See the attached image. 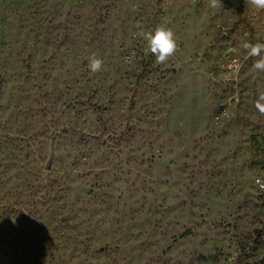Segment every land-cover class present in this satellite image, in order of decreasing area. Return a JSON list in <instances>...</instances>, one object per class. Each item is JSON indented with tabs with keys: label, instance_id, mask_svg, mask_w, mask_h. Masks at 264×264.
<instances>
[{
	"label": "rangeland",
	"instance_id": "rangeland-1",
	"mask_svg": "<svg viewBox=\"0 0 264 264\" xmlns=\"http://www.w3.org/2000/svg\"><path fill=\"white\" fill-rule=\"evenodd\" d=\"M222 3L0 0V264H264V10Z\"/></svg>",
	"mask_w": 264,
	"mask_h": 264
},
{
	"label": "clouds",
	"instance_id": "clouds-1",
	"mask_svg": "<svg viewBox=\"0 0 264 264\" xmlns=\"http://www.w3.org/2000/svg\"><path fill=\"white\" fill-rule=\"evenodd\" d=\"M207 4L212 9L224 7L222 0H207ZM255 10H264V0H244ZM139 37L146 42L147 52L155 57L156 65H166L178 51V40L171 27L159 25L151 31H143ZM242 48L246 51L249 58H255L252 65L257 73H264V42L255 43L244 41ZM87 67L91 73H98L102 70L104 61L97 54L92 53L88 56ZM238 64V61H233ZM254 106L261 114H264V89L258 90Z\"/></svg>",
	"mask_w": 264,
	"mask_h": 264
},
{
	"label": "built area",
	"instance_id": "built-area-1",
	"mask_svg": "<svg viewBox=\"0 0 264 264\" xmlns=\"http://www.w3.org/2000/svg\"><path fill=\"white\" fill-rule=\"evenodd\" d=\"M254 182L259 190H264V181L261 178L256 177Z\"/></svg>",
	"mask_w": 264,
	"mask_h": 264
}]
</instances>
